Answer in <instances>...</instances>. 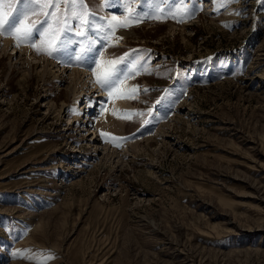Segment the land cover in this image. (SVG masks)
<instances>
[{"label":"rangeland","instance_id":"rangeland-1","mask_svg":"<svg viewBox=\"0 0 264 264\" xmlns=\"http://www.w3.org/2000/svg\"><path fill=\"white\" fill-rule=\"evenodd\" d=\"M32 8L19 46L77 71L105 53L135 93L121 127L96 132L118 157L91 159L80 123L96 106L76 121L73 97L66 116L47 109L65 78L0 52V264H264V0H83L47 17L5 0L0 41L17 44L10 21Z\"/></svg>","mask_w":264,"mask_h":264},{"label":"bare ground","instance_id":"bare-ground-1","mask_svg":"<svg viewBox=\"0 0 264 264\" xmlns=\"http://www.w3.org/2000/svg\"><path fill=\"white\" fill-rule=\"evenodd\" d=\"M115 11H117V9ZM10 22L12 23L15 22V19H12ZM118 31H119L118 35L124 38L135 34L134 29L127 31L126 30H118ZM103 32H105V35L103 34ZM110 40L111 38H110L109 28L107 25H105V27L102 28V38H97V39L95 38L94 43L91 46L96 45V47L100 49V47L101 48L104 47L108 42H110ZM0 45H2V47L0 48V52L2 53V55L6 53L7 49L9 48L15 50V54L11 57L12 58L11 60H15L13 63L21 64V66L25 68L24 69L25 71L26 70L29 71L30 68L33 70L35 69L36 73L41 75L53 74L54 75L53 78L55 80L58 79L59 81L65 78L63 83L57 84L59 86L61 84L65 85L64 92L63 94H61L62 97L58 96L57 99H55L54 97L52 99L50 98L49 100H47L46 102L47 109L49 110L55 109L58 111V114L61 112V114L66 116L70 113L68 110V107L70 106L66 101L68 100V98L73 97V100L72 99L71 100L74 102L73 104L76 107L75 112H73L76 118L72 120L76 121V119L80 120L81 113L88 114L86 112L89 111L90 102L93 103V105H95L97 108L96 112L95 113L94 111L93 113L91 112V114H89L90 117L88 116L89 119L86 118L85 123L81 120L80 123L81 127L84 125L86 126V124L90 123L92 129L88 131L87 136L84 135L83 137H80L79 140L85 142L87 147L92 148V156L90 157L91 159L93 157L94 159H96L97 154H101L100 157L102 159L105 158L110 159L111 157H118V154L114 153L113 151L109 152V150H107L106 143L99 142L97 136L98 134L96 132L98 131L97 130L98 126H102V125L105 126V124L110 129H117V127L120 128L121 121L123 120L124 122V119L122 118H126L127 116L126 113L127 109H125L126 111L124 110V112H122V110L123 108H126L130 105V103L127 105L126 102L131 98V96L134 95L135 89L131 87L130 80L129 81L126 80V78L129 77L130 71L125 65L123 66L117 64L114 59H112L110 56H107V54L105 53L103 56L98 57L93 52H85L87 51L85 50L84 53H82L83 56L80 59L84 70L81 71L72 70V69L69 70V69L61 68L62 67L61 65H58L59 67H56L52 62L48 61L47 59L33 55L31 52H29L27 48H24L22 46L17 47V44L16 45L12 44L10 40L1 39ZM64 50L65 51H63L62 53L66 57H68L71 60V62H73L76 53L71 50V47H69V45H67ZM77 54L80 56L79 53ZM78 55L77 57H79ZM30 57H32V59H34L35 61L31 62ZM0 58H2V56H0ZM57 74H59V76H57ZM104 74H110L112 83L110 86L103 87L104 89L98 84L100 88V92H99L97 88H94L95 81L97 80L98 77H102ZM62 89L63 88H61V90ZM107 90H109L110 93L109 95L107 94L105 95L104 93ZM79 97L80 99H83L82 104L80 103L81 107L76 106L77 99H79ZM62 98L63 101H61L62 102L61 106L58 107L56 102L57 100H60ZM67 120L69 121V119ZM91 133H93L92 136ZM75 170L77 171V173L78 171H82V169H75ZM74 174H76V172H74ZM74 174H72V176Z\"/></svg>","mask_w":264,"mask_h":264},{"label":"snow or ice","instance_id":"snow-or-ice-1","mask_svg":"<svg viewBox=\"0 0 264 264\" xmlns=\"http://www.w3.org/2000/svg\"><path fill=\"white\" fill-rule=\"evenodd\" d=\"M4 2L5 0H0V4H3ZM7 2L9 4H14V3L23 4L25 3V0H7ZM26 2L28 5L38 6L41 12H43V15L45 17H47L50 14L52 16H56L55 11H53L52 13H49L48 11H45V9H48V8L59 9L61 6V3H63L65 7L71 4L73 6V9H75L77 5H80L81 7H83V0H26ZM16 11L20 13L22 17L20 26L11 24L9 27L8 34L11 35L14 40L17 41V46H19L21 41H27L33 35V31L36 27L35 22L34 21L31 22V25L28 26V25H24L23 21L27 20L30 14H35V8H32L30 11H26L24 9H17ZM11 15H12L11 11L5 13L2 9H0V29H3L5 24L9 23L8 17ZM73 15H78V13L73 11ZM86 15L87 13H84L83 15L80 16L82 24L88 23L86 19ZM58 31H63V29L53 30L51 26H49V29L47 30L52 40V51L56 49L55 41L59 39ZM44 34L45 33H41V35H44ZM78 34H82V33H78ZM32 46L35 47V44H33ZM39 51L40 50L37 49L38 54H39ZM52 51H49L47 54L51 55ZM96 83L99 84L102 88L110 86L112 83L110 74H104L102 77H98Z\"/></svg>","mask_w":264,"mask_h":264}]
</instances>
